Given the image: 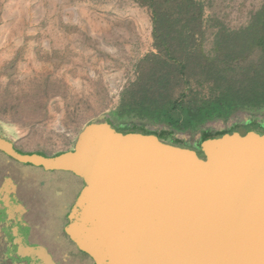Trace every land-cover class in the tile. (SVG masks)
Wrapping results in <instances>:
<instances>
[{"label": "water", "instance_id": "95a60500", "mask_svg": "<svg viewBox=\"0 0 264 264\" xmlns=\"http://www.w3.org/2000/svg\"><path fill=\"white\" fill-rule=\"evenodd\" d=\"M104 119L55 156L0 137L18 163L88 180L66 233L95 264H264V134L238 131L199 155Z\"/></svg>", "mask_w": 264, "mask_h": 264}, {"label": "rangeland", "instance_id": "374dc122", "mask_svg": "<svg viewBox=\"0 0 264 264\" xmlns=\"http://www.w3.org/2000/svg\"><path fill=\"white\" fill-rule=\"evenodd\" d=\"M200 1L205 5L204 19L231 29L246 25L264 4V0ZM151 51L149 11L132 0H0V137L23 152L55 156L72 151L81 130L100 116L110 120L116 133H130L118 127L122 123L111 113L124 87L134 80L137 63ZM249 120L264 122V114L236 112L228 121H211L203 129L216 132L236 126L241 134H264L262 126L246 130L243 123ZM176 136L183 143H159L196 151L200 133ZM4 175L11 176L19 193L36 204L46 197L63 200V181L77 185L78 198L88 183L74 172L24 166L0 155V177ZM51 181L57 183L49 190ZM39 218L33 222L43 227Z\"/></svg>", "mask_w": 264, "mask_h": 264}, {"label": "trees", "instance_id": "16d2710c", "mask_svg": "<svg viewBox=\"0 0 264 264\" xmlns=\"http://www.w3.org/2000/svg\"><path fill=\"white\" fill-rule=\"evenodd\" d=\"M132 1L149 11L152 51L137 63L111 113L118 127L165 143H183L178 133H200L192 152L201 155L206 144L240 131L210 132L206 123L226 122L236 112L264 114V4L246 25L231 29L204 19L200 0Z\"/></svg>", "mask_w": 264, "mask_h": 264}, {"label": "flooded vegetation", "instance_id": "af4514ba", "mask_svg": "<svg viewBox=\"0 0 264 264\" xmlns=\"http://www.w3.org/2000/svg\"><path fill=\"white\" fill-rule=\"evenodd\" d=\"M249 121L253 122L252 126L264 123ZM252 126L246 129L250 130ZM12 147L19 153H28L13 144ZM0 155L8 158L9 162H16L1 151ZM56 183L51 181L49 190ZM62 183L63 200L53 202L46 197L42 203L36 204L35 199L27 201L25 197L28 195L19 193V185L11 176L0 177V187L4 186V192L0 194V264H95L66 233L78 195L75 194L76 184L69 181ZM37 207L42 211L39 214L35 210ZM39 215L43 227L33 222Z\"/></svg>", "mask_w": 264, "mask_h": 264}]
</instances>
